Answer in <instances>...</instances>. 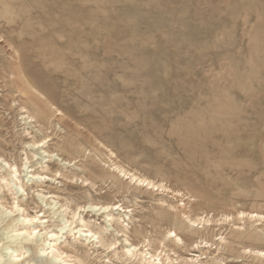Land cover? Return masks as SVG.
Masks as SVG:
<instances>
[{
	"label": "rangeland",
	"instance_id": "374dc122",
	"mask_svg": "<svg viewBox=\"0 0 264 264\" xmlns=\"http://www.w3.org/2000/svg\"><path fill=\"white\" fill-rule=\"evenodd\" d=\"M23 81L43 113L14 86ZM0 175V211L15 204L24 211L11 217L40 220L1 224L3 264L50 251L7 243L12 229L65 226L57 245L78 255L80 220L116 235L122 227L91 204L124 207L110 217L127 234L85 264H122L125 238L151 253L166 246L172 264L190 253L201 264H264V0H0ZM169 206L208 222L179 230Z\"/></svg>",
	"mask_w": 264,
	"mask_h": 264
},
{
	"label": "bare ground",
	"instance_id": "6f19581e",
	"mask_svg": "<svg viewBox=\"0 0 264 264\" xmlns=\"http://www.w3.org/2000/svg\"><path fill=\"white\" fill-rule=\"evenodd\" d=\"M20 76L22 77V75L20 74ZM26 77V76H25ZM26 79H29L28 77ZM28 81V80H27ZM27 81H23L22 83H15L14 86L19 90L21 87L22 88V93L28 95L29 100L31 101V103L37 108V112L38 113H43L41 108L39 107V103L40 100L37 97H34L32 94L33 92L36 91V87L34 84L30 83ZM31 81V80H30ZM27 85V86H26ZM64 91V90H63ZM62 91V92H63ZM7 96V95H6ZM9 106V105H8ZM10 107V106H9ZM10 109V108H9ZM25 114V113H24ZM27 118H30V116H27ZM202 124V123H201ZM24 131V130H23ZM27 131V130H26ZM91 135V134H90ZM72 138V137H71ZM31 140V139H30ZM33 140V139H32ZM72 140V139H71ZM11 143V142H10ZM41 142H36L33 143L32 146L38 145ZM22 145V144H21ZM50 146V145H49ZM39 147V146H38ZM37 147V148H38ZM45 147V146H43ZM124 147V146H123ZM41 151V150H40ZM46 153V152H44ZM35 156V155H34ZM21 157V156H20ZM2 162L5 163V161L3 160ZM65 162L70 163L71 160H65ZM9 163V162H8ZM8 168H10L11 166H9L7 163H5ZM29 167V165H28ZM27 167V168H28ZM40 169V168H39ZM123 169V168H122ZM64 170V169H63ZM26 171V170H25ZM33 171V170H32ZM123 171V170H122ZM19 171L17 169H14V173H11V175L13 177H17L16 174ZM28 173V172H25ZM19 174V173H18ZM24 175V174H23ZM122 175V174H121ZM1 176V175H0ZM27 176V175H26ZM34 175H31L29 178L32 179ZM79 176V175H78ZM35 178V177H34ZM39 178V177H38ZM131 178L133 179V175L131 176ZM0 180H4V178L0 179ZM16 180V179H15ZM138 180V179H137ZM184 180V179H183ZM18 181H20V179H18ZM23 181V180H22ZM38 181V180H37ZM186 182V180H184ZM40 182V181H39ZM139 183H144L145 180H138ZM51 183V182H50ZM14 184V188L16 189V191H21V192H25V190L23 189L24 185L21 184ZM7 185V183H6ZM146 186H151L154 187L150 182L146 183ZM6 188V187H5ZM4 188V189H5ZM62 188V187H61ZM7 189V188H6ZM195 191V188H194ZM14 193V192H13ZM19 193V192H18ZM38 193V192H37ZM43 194V193H42ZM49 194V193H48ZM60 195V194H59ZM11 196V195H10ZM27 197V196H26ZM14 198V196H13ZM44 199L42 198L40 199L43 203H44ZM25 200V199H24ZM72 200V199H71ZM18 201V200H17ZM202 201V200H201ZM23 202V200H22ZM14 203V201H13ZM36 204V203H35ZM46 206L49 207L50 210V215L48 216L50 219H53L57 214H58V210H55L54 207L51 206V204H46ZM13 208L10 210H4V211H0V226L3 222H6V227L5 230H8L10 228V223L11 222H17V224H22V226H29L30 224H33L34 222L40 221L37 220L36 217L34 216H30V215H20V217L18 218H13L11 217V215L16 212L18 210V206L14 204V206H12ZM122 206L121 205H117V204H113V205H105V206H100L97 207V205H89L87 208L91 209V212L94 213H101V214H105V213H109L105 215L106 218V223L111 224L112 222H114L115 225H120L122 228H120V230H114V233L116 235H111L110 233H108L106 228H102V227H98L97 231H92L89 227V225L85 222H83V220H80L79 223L81 225L79 226H75L72 229H76V231H74V234H78L77 240L80 246H82V248H85L86 251H84V254L82 255H78L77 253L78 250H76L73 245H68V246H64L61 247V245H57V241L61 238V234H63L64 230L66 229L65 226L62 225H55V228L59 229L58 231H51L50 233V239L52 240V242H48L47 238L44 237H39L41 235H39L40 232H42V234H49L46 232V230L48 229H42L39 230L36 228H31L29 231H19L17 229H12L10 230L6 235L4 240L7 241V243L10 244H16L18 245L20 242H26V243H33V242H37V241H41L42 245L45 246H50V251L47 253L45 249H40L37 250L35 252L32 253V255L30 256V260H24V255L25 253H20L18 255H13L12 260L11 257H8V261L7 264H38V262L40 260H42V258L46 257L42 263L40 264H85V260L89 257V251L93 250V252H97L96 248L98 247L97 245H100V247H103L105 249H109L111 248L113 245H115L117 242H119V240L117 239V236L119 235V233H123L124 237H126L127 232H125V226L123 225V223H120V218L118 219H113V217H110V213L112 211H118V209H120ZM21 209V208H19ZM124 207L121 208V210L123 211ZM169 210H171L173 212V218H174V224L178 225V229L180 230L179 227H184L186 231L188 232H195L198 231V229L203 228L202 226H200V228H197L198 225H201L202 223H207L208 221H204L202 219L199 220H193L191 219V217L189 215H187L185 208L181 209L179 206H169L168 208ZM21 211H24L21 209ZM27 211V210H26ZM78 212V211H77ZM77 212H72L71 216L72 219L76 218L77 216ZM128 211H124L123 214L126 215ZM21 213V212H20ZM46 213V212H43ZM115 213V212H114ZM131 213V212H130ZM28 214V213H27ZM40 214V213H39ZM119 214V213H118ZM36 215V214H35ZM42 215V214H41ZM241 215V214H240ZM37 216V215H36ZM132 216V215H130ZM242 216V215H241ZM256 216V215H255ZM262 217V216H261ZM38 218V217H37ZM43 221L39 222L40 225H43V223H48L49 219L46 220V218L43 217V215L40 217ZM135 218V217H134ZM79 219V218H78ZM130 219V218H128ZM73 221V220H72ZM70 222V224L68 223V219L65 220V224H69L68 227H70L74 222ZM78 221V220H77ZM89 221V220H88ZM92 221V220H91ZM90 221V222H91ZM97 222V221H96ZM198 222H200L199 224H197ZM126 225V224H125ZM113 226V224H112ZM111 226V227H112ZM127 226V225H126ZM67 227V228H68ZM84 228L85 230L79 229V228ZM77 228L79 230H77ZM241 228V227H240ZM127 229V228H126ZM71 231V230H70ZM73 232V231H72ZM66 234V233H65ZM70 234V233H69ZM108 234H110V237H112L113 242H108ZM72 235V234H71ZM75 238V237H74ZM49 239V240H50ZM164 239H166L168 242L174 244L175 246H179V245H184V242L181 238L178 237V235L175 233V231H167L164 235ZM62 240V239H61ZM224 240V239H223ZM71 241V240H70ZM147 241V240H146ZM60 242V241H59ZM123 243L127 244V246H124L122 249V252L120 254V257H117L118 260H120V262L123 264L124 262L128 261L131 264H172L169 255L166 254L167 251H165V247L164 245H162V250L157 253L155 252H149V249H145V250H141V248H138V245H132V244H128V239H123L122 240ZM0 243H1V239H0ZM75 243V242H74ZM61 244V243H60ZM69 244V242H68ZM207 244V243H206ZM63 246V245H62ZM3 247V245H1V248ZM145 247H148V245L144 246L143 249ZM9 248H3V250H8ZM113 250L116 249L115 246L112 248ZM193 250H200V247L196 244L195 246H192ZM26 250V249H25ZM27 251V250H26ZM110 251V250H109ZM8 255L11 252H7L5 251ZM92 252V253H93ZM29 253V252H28ZM27 253V255H28ZM163 254V255H162ZM256 255H263L262 252L260 251H256L255 252ZM7 256V255H6ZM91 256V255H90ZM116 256V254H115ZM189 256L191 257L190 259L186 260L185 262H188V264H201L198 263L201 259H199V255L190 253ZM4 257L5 255L3 253H0V264L5 263L4 261ZM96 257V256H95ZM195 258V259H193ZM209 258V257H208ZM107 261V260H106ZM112 264V263H111Z\"/></svg>",
	"mask_w": 264,
	"mask_h": 264
}]
</instances>
